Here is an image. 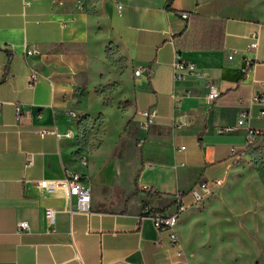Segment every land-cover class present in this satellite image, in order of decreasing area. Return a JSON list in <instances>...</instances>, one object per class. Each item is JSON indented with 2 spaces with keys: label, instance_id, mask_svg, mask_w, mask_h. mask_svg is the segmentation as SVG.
<instances>
[{
  "label": "crops",
  "instance_id": "1",
  "mask_svg": "<svg viewBox=\"0 0 264 264\" xmlns=\"http://www.w3.org/2000/svg\"><path fill=\"white\" fill-rule=\"evenodd\" d=\"M25 1L0 0V264H264V225L204 226L198 251L192 218L200 204L190 195L199 181L227 183L248 129L264 133V107L252 103L264 80V0H174L171 11L167 0H120L121 13L112 0ZM253 32L259 47L244 71ZM177 56L209 78L175 80ZM16 104L25 107L21 118ZM149 109L152 125L141 114ZM243 110L247 125L218 133ZM71 113L101 120V137L81 147ZM41 128L74 137H42ZM72 173L91 187L89 213L73 212L76 197L65 189L39 186ZM180 200L188 205L177 225L182 256L150 216L174 214Z\"/></svg>",
  "mask_w": 264,
  "mask_h": 264
},
{
  "label": "built area",
  "instance_id": "2",
  "mask_svg": "<svg viewBox=\"0 0 264 264\" xmlns=\"http://www.w3.org/2000/svg\"><path fill=\"white\" fill-rule=\"evenodd\" d=\"M31 1L38 0H26L25 5H29ZM79 4H82V0H77ZM116 4L118 12L121 13L123 9V4L120 0H112ZM83 6L80 8L82 9ZM180 19L184 22H187L191 18V13L188 11L180 12ZM249 43L244 52V62L245 68L244 71H248L252 65L254 64V53L259 47V33L253 32L248 37ZM5 49V48H4ZM0 47V50H4ZM34 53L33 50H29L27 55H32ZM228 58L232 60L234 58V54L229 55ZM142 73V69H137L135 71V75L139 76ZM173 73L175 80L186 79L191 76H195L197 78H209V74L203 70H200L196 64L192 62H187L181 60L178 56L173 64ZM38 79L37 72L33 71L30 76V84H34ZM1 82V81H0ZM260 90L256 92L252 97V103L255 105H259L264 107V80L259 82ZM217 86L214 82L210 81L208 84V99L214 100L217 95ZM15 112L18 118H21L25 112V107L21 104L15 105ZM141 114L146 118L147 124H154L156 112L154 109L144 110ZM74 120L80 121L79 117L75 113L70 114ZM260 116H264V110L262 109L260 112ZM250 117L249 111L243 110L239 113L236 124L222 127L218 129L219 134H226L230 132H234L240 127H243L248 124V120ZM38 134L42 137L52 135L57 139H72L74 134L72 131L60 132L56 128H41L38 131ZM80 133V129H79ZM258 132L248 129L247 133V145H253L259 137ZM81 164L83 166L87 165V160L84 158L81 160ZM32 165V159L26 163V167ZM223 185L222 179H215L213 181H199L196 185L191 189L190 195L192 197L193 204L198 205L203 202L205 199L213 195L221 186ZM39 186L44 189L47 193L53 194L58 189L63 188L67 191L70 197H76L75 205H71V210L73 212H81V213H89L91 211V201H92V190L91 187L84 178L83 175L78 173H72L67 176L65 179L60 181L51 182L49 180L43 179L40 181ZM188 208V205H185L182 200L177 204V210L174 214L164 215L162 212L155 211L150 213V216L153 220L155 227L158 229L160 234L168 233L169 243L172 246H179L180 250L178 251V256L183 255V249L180 245V239L177 232V225L179 221L180 214L183 213ZM45 218L47 222L52 227V232L54 231V209L47 208L45 211ZM29 230V225L26 221H21L18 224V233H24Z\"/></svg>",
  "mask_w": 264,
  "mask_h": 264
},
{
  "label": "rangeland",
  "instance_id": "3",
  "mask_svg": "<svg viewBox=\"0 0 264 264\" xmlns=\"http://www.w3.org/2000/svg\"><path fill=\"white\" fill-rule=\"evenodd\" d=\"M87 124L91 130L95 127L93 135L101 126L98 119L89 120ZM100 132L97 137H101L102 126ZM192 219L195 226L193 237L198 243V251H201L207 235L204 226L264 225V138L258 139L247 154L236 159L234 175L200 203Z\"/></svg>",
  "mask_w": 264,
  "mask_h": 264
},
{
  "label": "trees",
  "instance_id": "4",
  "mask_svg": "<svg viewBox=\"0 0 264 264\" xmlns=\"http://www.w3.org/2000/svg\"><path fill=\"white\" fill-rule=\"evenodd\" d=\"M174 0H167L165 3V9L167 11H171L172 8V4H173ZM9 54V59H11L12 54ZM108 60L114 64L117 65L118 64V58H117V52L116 51H112L111 49H108ZM99 120V119H98ZM100 125L102 126V133L104 132V125L102 123V121L100 120ZM80 124V133L78 135V140H79V145L81 147H85L92 139H94L95 137H97V134L101 133V126L100 129L98 131V129L96 130L95 135L92 134V131L94 130L95 127H93V130L89 129L88 124L86 123V118H81V120L79 121ZM264 138V133H260L258 139ZM252 147V145H247L245 147V149L240 153V155L242 154H247L248 150ZM148 196H161V194L159 192H149Z\"/></svg>",
  "mask_w": 264,
  "mask_h": 264
}]
</instances>
